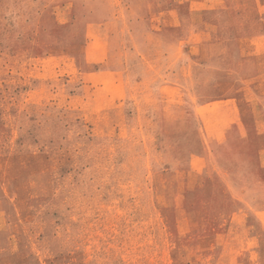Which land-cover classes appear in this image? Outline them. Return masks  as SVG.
Returning <instances> with one entry per match:
<instances>
[{"label":"rangeland","instance_id":"rangeland-1","mask_svg":"<svg viewBox=\"0 0 264 264\" xmlns=\"http://www.w3.org/2000/svg\"><path fill=\"white\" fill-rule=\"evenodd\" d=\"M0 264H264V0H0Z\"/></svg>","mask_w":264,"mask_h":264}]
</instances>
